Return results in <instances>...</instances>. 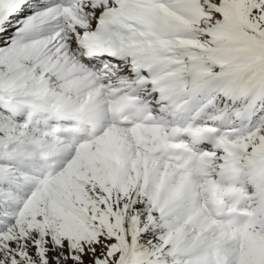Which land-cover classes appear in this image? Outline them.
Here are the masks:
<instances>
[{"label":"snow or ice","instance_id":"snow-or-ice-1","mask_svg":"<svg viewBox=\"0 0 264 264\" xmlns=\"http://www.w3.org/2000/svg\"><path fill=\"white\" fill-rule=\"evenodd\" d=\"M0 264H264V0H0Z\"/></svg>","mask_w":264,"mask_h":264}]
</instances>
